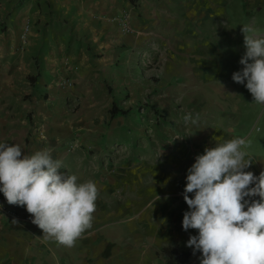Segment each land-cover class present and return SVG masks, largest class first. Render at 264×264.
Wrapping results in <instances>:
<instances>
[{"label":"crops","instance_id":"obj_1","mask_svg":"<svg viewBox=\"0 0 264 264\" xmlns=\"http://www.w3.org/2000/svg\"><path fill=\"white\" fill-rule=\"evenodd\" d=\"M263 11L264 0H0V143L47 150L98 189L92 226L72 247L0 218V264H168L170 252L200 264L187 246L198 230L182 226L186 176L205 148L234 138L241 113L218 100L227 88L215 34ZM63 77L71 89L58 87ZM113 105L126 113L111 117ZM188 113L199 122L185 124ZM247 158L258 177L264 154Z\"/></svg>","mask_w":264,"mask_h":264},{"label":"clouds","instance_id":"obj_2","mask_svg":"<svg viewBox=\"0 0 264 264\" xmlns=\"http://www.w3.org/2000/svg\"><path fill=\"white\" fill-rule=\"evenodd\" d=\"M241 31L243 67L232 79L264 106V38L248 25ZM183 119L195 125L200 118L188 113ZM244 144L236 138L205 148L188 169L183 198L189 211L182 226L198 230L187 246L201 253L200 264H264V171L258 177L245 171L252 160L241 150ZM61 167L47 150L29 156L19 145L0 143V192L7 203L25 206L45 240L72 247L92 226L98 189L91 180L77 183V176L62 173Z\"/></svg>","mask_w":264,"mask_h":264},{"label":"rangeland","instance_id":"obj_3","mask_svg":"<svg viewBox=\"0 0 264 264\" xmlns=\"http://www.w3.org/2000/svg\"><path fill=\"white\" fill-rule=\"evenodd\" d=\"M231 24L235 30H230L224 27V30L219 33L216 32L215 38H217L216 44L219 43V47L225 55L223 61L222 74L220 76V81L224 82V86L227 88L225 91V97L221 96L218 100L221 99L223 105H228L229 107L240 108V123L234 131V138H241L245 140V144L242 146V151L246 154H264V106L257 105L253 101L251 93L247 88L233 81L232 75L234 72L240 71L243 67L239 63L241 57L244 55V35L241 31L242 26L248 25L252 27L255 31L254 34L258 38H264V11L255 13L252 16H232ZM218 34V36H216ZM253 33H249L252 35ZM221 43H220V42ZM246 83V81H245ZM215 86H220L219 83ZM221 103V102H220ZM137 115L131 114L132 120L137 119ZM137 122V121H136ZM139 123V122H138ZM118 129V128H117ZM118 131V130H117ZM121 135H126V131H119ZM121 141L123 144L128 147L130 145L129 138L121 136ZM119 145V143H116ZM82 148L80 145L76 147ZM80 146V147H79ZM88 150H91V146H87ZM91 154V153H90Z\"/></svg>","mask_w":264,"mask_h":264},{"label":"built area","instance_id":"obj_4","mask_svg":"<svg viewBox=\"0 0 264 264\" xmlns=\"http://www.w3.org/2000/svg\"><path fill=\"white\" fill-rule=\"evenodd\" d=\"M129 19H130V12L125 11L122 16L120 18H118V22H119V27L120 30L122 32V34H130L133 32V29L130 27V23H129ZM29 25L26 24L22 33H21V40L22 42H26L27 37L29 35ZM73 80L70 78H60L57 82L58 87H60V89L62 90H69L73 87ZM76 147V144H71L70 145V149ZM0 218H3L5 220H8L10 222L13 221H25V222H29L31 221L28 217H24L21 218L20 216H18L8 205L7 201L0 196Z\"/></svg>","mask_w":264,"mask_h":264},{"label":"trees","instance_id":"obj_5","mask_svg":"<svg viewBox=\"0 0 264 264\" xmlns=\"http://www.w3.org/2000/svg\"><path fill=\"white\" fill-rule=\"evenodd\" d=\"M117 113H123L124 114V113H126V111L119 110L113 105L111 110H110L111 117L115 116ZM168 257H169L168 264H178V263H182L186 260V257H183L181 254H178V253H171L170 252L168 254Z\"/></svg>","mask_w":264,"mask_h":264}]
</instances>
